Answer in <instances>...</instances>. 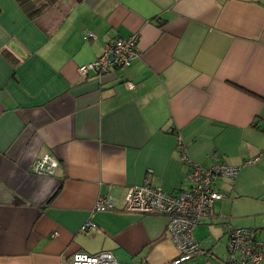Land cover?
Returning <instances> with one entry per match:
<instances>
[{
	"label": "crops",
	"instance_id": "crops-1",
	"mask_svg": "<svg viewBox=\"0 0 264 264\" xmlns=\"http://www.w3.org/2000/svg\"><path fill=\"white\" fill-rule=\"evenodd\" d=\"M132 34L128 65L78 73ZM178 142L204 168L239 167L213 183L222 197L194 229L202 252L178 264H223L236 226L264 242V155L246 163L264 149V0H56L34 19L0 0V264H70L102 250L172 264L167 216L123 207L146 176L187 191ZM42 154L54 174L31 171ZM100 196L115 210L93 212Z\"/></svg>",
	"mask_w": 264,
	"mask_h": 264
},
{
	"label": "built area",
	"instance_id": "built-area-1",
	"mask_svg": "<svg viewBox=\"0 0 264 264\" xmlns=\"http://www.w3.org/2000/svg\"><path fill=\"white\" fill-rule=\"evenodd\" d=\"M87 36L94 38L92 32H88ZM137 38V34H132L127 38H115L106 42L97 57L77 66L78 73L102 74L112 68L128 65L138 55ZM124 85L129 89L134 87L130 81H126ZM178 145L182 151V160L187 165L186 177L190 184L187 191L178 196L172 195L160 186L152 185L146 176L141 184L128 188L123 207L126 212L167 216L166 228L179 250V255L172 264L189 260L202 252L198 240L194 237V229L201 219L209 215L214 202L222 197V194L213 188V183L220 177L236 176L239 169L238 166L222 161L204 168L186 155L181 142H178ZM262 155L264 149L254 158L246 160V163L255 162ZM56 167L57 161L50 154L36 157L30 165L31 171L40 175H52ZM151 171L147 170L148 173ZM111 210H115L114 205L103 196L98 197L92 207L93 212ZM92 225V221L88 219L80 226V230L87 232ZM263 256L264 242L255 230L240 226L229 230L223 264H259ZM70 264L131 263L120 262L111 251L102 250L96 253L74 252Z\"/></svg>",
	"mask_w": 264,
	"mask_h": 264
},
{
	"label": "trees",
	"instance_id": "trees-1",
	"mask_svg": "<svg viewBox=\"0 0 264 264\" xmlns=\"http://www.w3.org/2000/svg\"><path fill=\"white\" fill-rule=\"evenodd\" d=\"M56 0H16V2L20 5L24 13L30 18L34 19L39 14L43 12V10L48 6L55 2Z\"/></svg>",
	"mask_w": 264,
	"mask_h": 264
}]
</instances>
